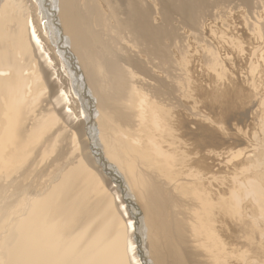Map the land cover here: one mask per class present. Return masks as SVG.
<instances>
[{
    "label": "bare ground",
    "instance_id": "6f19581e",
    "mask_svg": "<svg viewBox=\"0 0 264 264\" xmlns=\"http://www.w3.org/2000/svg\"><path fill=\"white\" fill-rule=\"evenodd\" d=\"M261 90L264 0H0V264H264Z\"/></svg>",
    "mask_w": 264,
    "mask_h": 264
},
{
    "label": "rangeland",
    "instance_id": "374dc122",
    "mask_svg": "<svg viewBox=\"0 0 264 264\" xmlns=\"http://www.w3.org/2000/svg\"><path fill=\"white\" fill-rule=\"evenodd\" d=\"M31 9H32V7H31ZM32 11H30L31 12L30 16H31L32 20L34 21L35 20L36 13L35 12H32ZM43 21L45 22V20H43ZM173 25L174 26H177L178 23L176 21H174L173 22ZM187 40H188V42L191 41V39H187ZM183 41H184V39H183ZM196 42H197L196 40H192V42L189 43V44L192 45V47L195 49ZM178 51H181L182 53H184L185 52V49L184 48L181 49L180 46H174L172 48V52H173L172 55L173 56L177 55V52ZM193 55H195V54H193ZM206 55H209V54L206 53ZM217 59L221 60L220 57H218ZM222 68L225 69V71L227 73V77L229 79H236V77H234L231 74L232 73V70H233V68L231 66L228 67V66L223 65ZM55 72H56V75L59 74L57 68L55 69ZM236 75H238L240 77L241 76V73L238 72ZM64 77H66L65 74H64ZM53 79H57V77H53ZM61 79H63V77H61ZM63 87H65V85H63ZM257 87H258V89H260V84H258ZM244 88H246L245 85H244V83L241 80L238 79L237 85L235 83V90H236V92H238L239 90L244 89ZM64 89H66V88H64ZM261 96H264V90H261L260 91V97L258 96L253 101L250 102L251 103L250 106H248V104H246V105H243L241 108H238L239 107V104L238 103L232 104L233 107H232V109H230V112L235 114L234 121H239V123L242 124V125H246L248 123H251L252 122L251 119H252V117L254 115V111H255L256 105H258L261 102L260 101ZM251 107H253V109ZM82 118L83 117L79 118V120L80 121H83ZM259 121L260 120H258V122ZM236 128H237L236 126H232V130L230 132H228L229 133V136H227L228 138H226L221 133H219L220 138L223 140L224 145H222L221 147H219L218 150H220V151H225V150L233 151V150L238 149L240 146H242V144H245V141L242 140V137H241V142L238 141V134H242L243 132H235V129Z\"/></svg>",
    "mask_w": 264,
    "mask_h": 264
}]
</instances>
